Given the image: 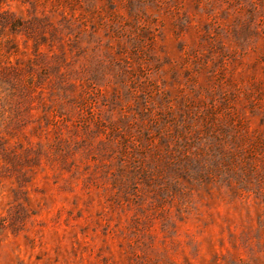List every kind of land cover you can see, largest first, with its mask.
<instances>
[{"label": "rangeland", "instance_id": "1", "mask_svg": "<svg viewBox=\"0 0 264 264\" xmlns=\"http://www.w3.org/2000/svg\"><path fill=\"white\" fill-rule=\"evenodd\" d=\"M0 264H264V0H0Z\"/></svg>", "mask_w": 264, "mask_h": 264}]
</instances>
